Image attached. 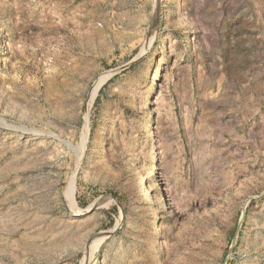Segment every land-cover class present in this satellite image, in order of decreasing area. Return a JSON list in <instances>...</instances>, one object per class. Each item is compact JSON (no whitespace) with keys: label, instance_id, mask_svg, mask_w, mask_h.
I'll list each match as a JSON object with an SVG mask.
<instances>
[{"label":"rangeland","instance_id":"1","mask_svg":"<svg viewBox=\"0 0 264 264\" xmlns=\"http://www.w3.org/2000/svg\"><path fill=\"white\" fill-rule=\"evenodd\" d=\"M0 264H264V0H0Z\"/></svg>","mask_w":264,"mask_h":264},{"label":"bare ground","instance_id":"2","mask_svg":"<svg viewBox=\"0 0 264 264\" xmlns=\"http://www.w3.org/2000/svg\"><path fill=\"white\" fill-rule=\"evenodd\" d=\"M104 77V76H103ZM102 78V77H101ZM100 79V78H99ZM103 79H100V81H102ZM99 81V82H100ZM98 85H99V83H98ZM98 87V86H97ZM96 88V87H95ZM156 171H157V169H156V165H154V166H152V168L149 170V173L150 174H154V173H156ZM163 187H164V190L166 191V193H168V190H167V188L165 187V183H164V185H163ZM161 203H162V206H161V209H160V211H163V209L162 208H164L165 207V205H164V202H163V197H162V199H161ZM84 211V209H77V210H75V212H74V214H80V213H82ZM157 222V221H156ZM158 230V224L156 225L155 224V227H154V231H157Z\"/></svg>","mask_w":264,"mask_h":264}]
</instances>
